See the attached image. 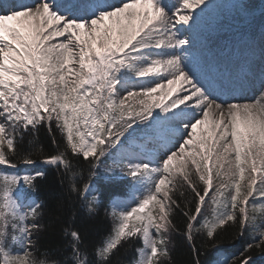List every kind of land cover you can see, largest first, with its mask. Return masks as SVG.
Segmentation results:
<instances>
[{"label": "snow or ice", "instance_id": "1", "mask_svg": "<svg viewBox=\"0 0 264 264\" xmlns=\"http://www.w3.org/2000/svg\"><path fill=\"white\" fill-rule=\"evenodd\" d=\"M219 7L215 0H0V166L16 170H0V264H47L31 253L43 205L22 198L43 172L21 174L18 163H36L19 145L53 121L66 149L44 164L71 175L70 151L97 176L111 159L104 178L119 169L139 193L130 208L113 202L112 230L92 258L79 231L65 228L66 264H111L133 238L142 244L134 264H163L180 213L187 239L203 232L217 251L215 233L229 222L241 236L257 232L222 264H250L249 251L264 250V222L255 223V213L264 218V203H255L264 197V94L236 100L257 82L264 89V35L259 45L245 40L235 62L216 63L202 25ZM231 7L242 10L239 0ZM91 187L71 188L89 213ZM177 192L192 196L194 211ZM209 200L211 217L200 223Z\"/></svg>", "mask_w": 264, "mask_h": 264}, {"label": "trees", "instance_id": "2", "mask_svg": "<svg viewBox=\"0 0 264 264\" xmlns=\"http://www.w3.org/2000/svg\"><path fill=\"white\" fill-rule=\"evenodd\" d=\"M215 2L220 7L204 18L202 27L203 29L212 27L213 31H207V33L216 32L218 37H223L226 34L231 38L238 36L241 32L248 30L252 22L264 15V0H239L242 5L240 11L231 7L237 0H215ZM198 10L194 9V11ZM262 35L264 33L254 41L256 45H259ZM243 42L239 43L238 48H241ZM225 44L223 47L228 48L229 45ZM214 45H208L211 49L210 54L213 53ZM216 48L220 47L216 46ZM19 149L25 154L31 153L32 158L36 161L33 165L18 163L21 174L43 172V176L37 177L34 181V189L26 185L23 186L24 195L22 198L26 204L35 200L43 205L36 220L40 228L32 235L34 242L31 248L32 255L37 260L46 261L47 264H66L70 257V250L64 230L70 228L79 231L83 241L82 249L87 251L89 258H92L94 249L108 237L112 230L113 202L120 201L123 207L134 206L136 196L139 193L135 192L132 181L122 176L119 169H115L110 174L114 178H104L103 170L111 165V159L104 160L98 169L100 175L93 176L91 163L81 156L72 155L70 151H67L66 155L71 163V175L66 174L62 168L41 164L44 157L55 155L66 149L64 137L57 129L55 121L51 124V130L45 124L39 128L35 136H26L23 144L19 145ZM91 159L89 158V160ZM0 170L16 171L7 169L5 166H0ZM88 184L92 185L88 194L89 199L92 196L96 197L95 207L91 213H89L87 204L79 197L78 193L71 191V188L75 187L79 192H83L85 185ZM175 195L182 207L189 204L194 211V205H190L192 196L189 195L187 199H184L180 197L179 192ZM255 203L261 205L264 203V197H256ZM211 209L212 205L209 200L204 205L202 215L198 217L200 223L211 217ZM24 210L27 211L28 209L25 208ZM185 210L188 209L185 208ZM250 214L253 213L250 211ZM255 215L257 216L255 222L257 225L264 222L260 213L257 212ZM186 219L182 213L173 215L172 221L175 225V231H172L167 237L169 256L162 258L163 264H195L197 256L192 251L193 246L200 251V264H222L225 258L238 257L247 244L252 242V237L257 235V232L250 227L241 236L238 225L229 222L215 233L216 244L219 248L217 251L203 232H193L192 241L187 239ZM153 235H155L154 230ZM141 246V241L133 238L132 241L123 244L113 254L111 264H134L137 259L136 250ZM13 251H18V249L13 248ZM248 254L251 256L250 264H264V250L253 248Z\"/></svg>", "mask_w": 264, "mask_h": 264}, {"label": "rangeland", "instance_id": "3", "mask_svg": "<svg viewBox=\"0 0 264 264\" xmlns=\"http://www.w3.org/2000/svg\"><path fill=\"white\" fill-rule=\"evenodd\" d=\"M25 2H31V0H26ZM115 2L118 3L119 0H115ZM165 2L170 4V5H178L180 2H182V0H165ZM165 91H166V89H163V90H161V92H159V94L157 93V94H154V95H159L160 96ZM262 94H264V89L260 88L259 84L257 82V85H256L255 88H250L249 93H247L248 97L246 99H243V98L237 99V97H236V100H237V102H240V103H251V102H255L256 100L260 99ZM159 96H156V98L159 99ZM41 164H44V163L42 162ZM44 165H46V164H44ZM197 183L199 185L198 181H197ZM199 186L203 187L202 185H199ZM170 233L166 234L167 237L170 235Z\"/></svg>", "mask_w": 264, "mask_h": 264}]
</instances>
